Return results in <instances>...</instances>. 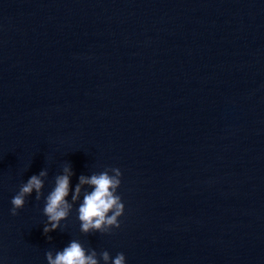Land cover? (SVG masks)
I'll list each match as a JSON object with an SVG mask.
<instances>
[{
	"label": "water",
	"instance_id": "water-1",
	"mask_svg": "<svg viewBox=\"0 0 264 264\" xmlns=\"http://www.w3.org/2000/svg\"><path fill=\"white\" fill-rule=\"evenodd\" d=\"M65 166L69 202L120 169L118 229L81 233L74 205L46 238ZM73 239L125 264H264V0H0V264Z\"/></svg>",
	"mask_w": 264,
	"mask_h": 264
},
{
	"label": "clouds",
	"instance_id": "clouds-1",
	"mask_svg": "<svg viewBox=\"0 0 264 264\" xmlns=\"http://www.w3.org/2000/svg\"><path fill=\"white\" fill-rule=\"evenodd\" d=\"M73 175L70 166L63 168V173L54 177V187L44 197L42 213L46 217L43 224V234L51 241L48 233L56 231L60 223L66 220L77 205V218L80 223V232L110 233L112 229L120 227L119 217L124 213V204L117 189L121 184V171L117 167L105 168L99 173L90 176L81 175L78 183L71 190V202L67 199L70 192V177ZM48 176L46 169L38 174L30 176L27 181L19 187L18 192L12 197L10 214L17 215V210L24 207L26 198L35 193V200L39 201L42 196L44 181ZM87 186L82 193V188ZM47 264H125L123 253H117L111 258L108 251L99 254L85 247L78 240H71L62 250H51L45 252Z\"/></svg>",
	"mask_w": 264,
	"mask_h": 264
}]
</instances>
